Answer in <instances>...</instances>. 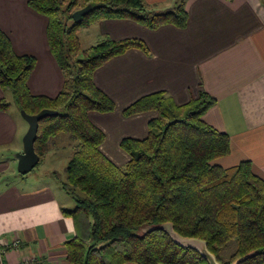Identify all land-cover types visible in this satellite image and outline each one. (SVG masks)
Wrapping results in <instances>:
<instances>
[{
	"label": "trees",
	"instance_id": "trees-1",
	"mask_svg": "<svg viewBox=\"0 0 264 264\" xmlns=\"http://www.w3.org/2000/svg\"><path fill=\"white\" fill-rule=\"evenodd\" d=\"M27 5L47 18V43L63 75L62 88L54 97L33 95L26 82L35 58L17 55L1 30L0 88L11 93L19 111L57 112L38 123L34 150L39 163L59 133L76 143L62 183L74 202L72 210H63L75 227L64 244L67 262L207 264L196 251L178 247L156 229L171 223L178 235L206 241L221 264L248 253L253 256L240 264H264V178L249 160L230 167L216 164L229 153V136L202 119L215 105L213 97L200 91L195 100L177 106L158 91L126 107V116L157 115L148 121L146 137L122 139L128 155L122 166L100 151L104 135L88 117L115 108L94 84L95 70L129 49L149 51L135 38L104 39L82 51L78 31L107 19H126L151 30L162 25L182 29L187 23L184 1L156 11L144 0H28ZM87 5L89 11L74 22L72 13ZM10 106L0 99V111Z\"/></svg>",
	"mask_w": 264,
	"mask_h": 264
},
{
	"label": "crops",
	"instance_id": "crops-1",
	"mask_svg": "<svg viewBox=\"0 0 264 264\" xmlns=\"http://www.w3.org/2000/svg\"><path fill=\"white\" fill-rule=\"evenodd\" d=\"M27 1L0 0V30L17 55L35 58L26 82L29 91L54 97L62 88L63 75L48 47L47 18L31 9ZM144 1L158 10L184 1L186 26L179 29L162 25L151 30L130 20L107 19L83 28L91 30L86 34L92 33L99 41L139 39L149 51L144 54L129 49L93 74L94 84L115 105L111 112L88 115L105 135L100 151L122 166L128 155L120 149V140L146 137L147 122L157 115L155 111L122 114L139 98L163 91L175 105L183 106L204 91L216 103L202 119L229 136V153L216 164L230 167L249 160L264 178V0ZM78 39L80 43L79 34ZM1 98L5 94L0 88ZM26 129L6 111H0L1 146L21 139ZM17 151L22 152V144ZM4 169L15 171L9 164ZM2 174L0 170L2 261L69 264L64 244L75 235V227L72 217L63 210H72L73 200L62 186L58 191L57 185L48 181L36 185L26 179L22 186H11L2 182ZM13 241H18L17 246H12Z\"/></svg>",
	"mask_w": 264,
	"mask_h": 264
},
{
	"label": "rangeland",
	"instance_id": "rangeland-1",
	"mask_svg": "<svg viewBox=\"0 0 264 264\" xmlns=\"http://www.w3.org/2000/svg\"><path fill=\"white\" fill-rule=\"evenodd\" d=\"M153 10H158L153 6ZM88 30V29H87ZM86 29L81 28L77 35H80V47L82 51L90 48V46L95 45L99 42L97 37L93 36L92 33L86 34ZM91 31V30H88ZM5 99L11 103L10 108L6 111L11 118L15 120V123L26 125V122L22 119L20 111L14 105L12 95L9 91L4 90ZM123 114V113H122ZM141 114V113H139ZM137 115V114H136ZM123 116H126L123 114ZM132 116V115H131ZM148 123V122H147ZM99 129V128H98ZM27 130V129H26ZM102 132V131H101ZM103 133V132H102ZM104 135V133H103ZM105 137V135H104ZM124 139V138H122ZM120 140V142L122 141ZM11 140V139H10ZM119 142V147L122 150ZM9 144L5 146L0 145V170H3L1 179L3 183H9V185L22 186L23 180L31 181V184H39L41 182H50L52 185H57L58 191L62 186V183L66 180L65 166L70 158V155L74 149L76 143L70 141L66 134L59 133L49 145L48 150L45 152L41 162L33 168L29 173L25 175H20L16 171V159L15 154L18 153L17 149L20 148L22 144L21 139H13L9 141ZM123 151V150H122ZM124 152V151H123ZM125 153V152H124ZM9 164L14 172L8 169H4L6 165ZM118 166V165H117ZM13 174V175H12ZM24 178V179H22ZM2 183V184H3ZM29 185V183H28ZM66 194V193H65ZM67 195V194H66ZM68 196V195H67ZM70 197V196H68Z\"/></svg>",
	"mask_w": 264,
	"mask_h": 264
},
{
	"label": "water",
	"instance_id": "water-1",
	"mask_svg": "<svg viewBox=\"0 0 264 264\" xmlns=\"http://www.w3.org/2000/svg\"><path fill=\"white\" fill-rule=\"evenodd\" d=\"M90 5H87L81 9L74 11L71 18L74 22H77L85 15L89 9ZM20 115L22 119L27 123V130L22 137V152L15 154L16 159V171L20 175H25L29 173L40 161L39 156L34 150V142L37 136L38 123L41 119L48 116H55L57 112L54 110L42 109L38 113L30 115L24 110H20ZM156 229L164 230L170 240L181 248H190L196 251L207 264H221L219 263L215 256L210 253L207 249L206 241L198 238H188L178 235L174 230L171 223L163 224ZM253 256V253H248L230 264H240L244 260H247Z\"/></svg>",
	"mask_w": 264,
	"mask_h": 264
},
{
	"label": "built area",
	"instance_id": "built-area-1",
	"mask_svg": "<svg viewBox=\"0 0 264 264\" xmlns=\"http://www.w3.org/2000/svg\"><path fill=\"white\" fill-rule=\"evenodd\" d=\"M17 244H18V241H13L12 246H17ZM0 264H5V263L2 261L1 251H0Z\"/></svg>",
	"mask_w": 264,
	"mask_h": 264
}]
</instances>
